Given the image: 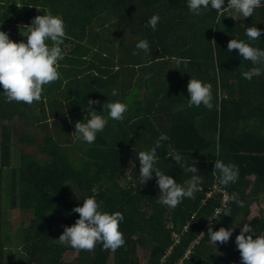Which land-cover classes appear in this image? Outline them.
Instances as JSON below:
<instances>
[{"label":"trees","instance_id":"16d2710c","mask_svg":"<svg viewBox=\"0 0 264 264\" xmlns=\"http://www.w3.org/2000/svg\"><path fill=\"white\" fill-rule=\"evenodd\" d=\"M16 5L26 26L46 11L62 15L66 24L62 48L70 50L61 64V78L33 102L38 106L5 103L0 95V264L12 263L10 249L15 247V235L2 234L3 192L8 208L31 213L23 228L22 252L15 250L21 264H145L139 254L147 244L151 248L146 264H178L201 232L204 236L182 264H241L239 251L218 257L215 250L222 243H211L207 235L210 227L214 231L231 227L237 236L244 223L257 235L264 233V75L245 80L242 72L253 65L238 50L227 51L231 38L246 39V28L264 29V8L248 18L233 13L234 19L228 11L215 10L193 16L187 0H0V8L8 7L11 13L7 20L12 21ZM154 14L160 16L156 31L146 26ZM124 28L130 39L120 38ZM144 38L150 44L147 53L135 48ZM253 44L264 48V32ZM178 58L188 62L178 68ZM136 68L144 72L137 75ZM191 76L212 84V110L187 107ZM139 86L146 90L145 106ZM117 99L129 104L125 119L109 120L92 145L77 140L75 123L87 115V101H98L90 107L102 111L104 103ZM13 118L24 120L26 130L11 124ZM162 133L168 139L157 149L158 167L183 183L191 174L169 157L180 152L188 164H196L203 180L195 199H185L174 209L157 202L155 176L145 184L138 179L137 153L154 146ZM15 138L24 146L19 147L18 166L11 168ZM72 143L79 151L75 160L64 146ZM31 147L37 155L26 149ZM217 159L239 166L238 181L221 188L229 195L239 193L244 206L229 201L225 206L231 209L229 215L222 213L207 226L221 204L218 194L207 197L218 183L213 172ZM129 162L133 166L127 173ZM91 195L105 210L124 215L120 230L125 245L115 251L104 250L99 243L91 251H77L55 241L56 230L61 235L79 218L72 209ZM260 198L257 213L250 216L251 205ZM169 222L173 228L167 227ZM187 222L181 241L168 253L171 232L181 233Z\"/></svg>","mask_w":264,"mask_h":264},{"label":"clouds","instance_id":"9594fccd","mask_svg":"<svg viewBox=\"0 0 264 264\" xmlns=\"http://www.w3.org/2000/svg\"><path fill=\"white\" fill-rule=\"evenodd\" d=\"M187 0V8L193 16H200L206 11L215 10L218 13L228 11L229 16L235 19V15L243 18L252 17L256 10L264 8V0ZM160 22V16L154 14L147 22V27L156 31ZM3 20L0 19V28ZM26 31L22 35L26 40L15 42L10 39L6 31L0 30V91L5 103H24L32 105L42 99L46 86L59 80L60 62L65 59L62 45L66 38V24L60 14L46 11L42 15L34 17L30 25L25 26ZM264 29L256 25L245 29L246 39H240L237 35L231 38L227 45V51L238 50V54L246 61H250L253 67L242 72L245 80L251 81L254 77L264 75V48L254 46L253 42L260 40ZM137 50L147 53L150 49L149 41L140 39L135 45ZM133 51V55H138ZM187 63L176 59V64ZM189 99L187 107H200L212 110L213 89L210 82L196 76H191L187 84ZM112 95H117L113 89ZM99 103L88 100L87 115L82 121L75 123L76 139L80 142L92 145L99 133L108 126L109 120L123 121L128 111L129 104L122 100L106 102L102 105V111H96L91 105ZM104 112L107 115H104ZM166 134H161L154 146L137 153L139 161V181L142 184L152 180L155 176L159 188L158 203L174 209L182 204L185 199H195L197 192L201 191L202 176L198 175L196 164H188L180 152H175L169 157L174 158L183 172L190 173L188 179L178 183L172 176L167 175L158 167L160 156L157 149L161 142L167 140ZM214 173L218 174V183L214 188H227L235 184L239 179V166L234 163H225L217 159L214 164ZM82 206L72 209L79 214V218L71 226H65L58 241L67 244L71 248L81 251H91L99 243L104 250L115 251L125 245L124 234L120 225L124 221V215L120 211H107L102 207L95 195L84 198ZM224 201H229L243 207L244 202L239 199V193L224 195ZM231 209L225 207L223 215H229ZM219 212V210H217ZM212 222L211 220H209ZM233 228L220 227L219 230L208 229V237L211 243H227L232 236ZM248 234V235H246ZM255 236V239H253ZM235 244L240 252L241 264H264V233L256 234L253 227L244 223L240 234L235 238Z\"/></svg>","mask_w":264,"mask_h":264},{"label":"rangeland","instance_id":"374dc122","mask_svg":"<svg viewBox=\"0 0 264 264\" xmlns=\"http://www.w3.org/2000/svg\"><path fill=\"white\" fill-rule=\"evenodd\" d=\"M3 3H5L3 1ZM7 4V3H6ZM8 5H13L12 2H9ZM6 9L9 11V8H0V19L3 20L4 26H2V28H0V30L6 31L9 34L10 39H12L13 41L16 42H20L22 40H25L26 37H24L22 34L25 33L26 31V22L25 21H21L18 13H21L20 8L15 7V14L12 15V21L7 20V18H9V16H11L10 12H7ZM127 35H122V38H126ZM70 50L69 46H65L63 51L65 52V56H68V52ZM62 65H65V62L62 61V63H60ZM61 65V66H62ZM63 67V66H62ZM142 91V90H141ZM144 92V91H143ZM34 104V103H33ZM31 105V108L33 109L34 106H38V105ZM38 109V107H37ZM68 117V116H67ZM30 120L34 119L31 118V115L29 114L28 117ZM47 121V120H46ZM11 124L16 125L18 128H23L26 130V127L28 126V124L26 125L24 120H17L16 118L12 119ZM51 124V123H50ZM28 133L33 134L35 132V129H27ZM37 132L39 133L40 130L38 128H36ZM41 137V136H40ZM14 142V141H13ZM11 145V168L17 167L18 166V154L20 152L19 147L24 146V144L19 143L17 141V139L15 138V142ZM65 149H68L70 152V158L75 160L77 154H79V151L76 147L75 144H69V145H64ZM28 151H30V153H33L35 155L38 154V152L35 149H28L26 148ZM133 166V164L131 162H129L128 168H127V173L129 172V170L131 169V167ZM5 176V175H4ZM8 179V177H7ZM3 196V200H2V234L4 235V233H8L9 235H15V240H14V244L15 247L12 245L11 249H10V255H11V264H15L17 262V264H21V257L19 255H17V258L15 256V250H18L20 252H22V238H23V228L26 227L29 223V219L31 217V213L28 211H20L18 209H10L6 206V201L8 199V197L6 196L5 192H3L2 194ZM72 201V200H71ZM261 198L258 201V203H253L251 205V215H255L257 213L258 210V205L260 204ZM21 226V227H20ZM20 227V228H18ZM60 237V231L56 230L55 231V241H58ZM235 238L236 236H234V234L232 233V236L230 237L229 241L227 243H222L219 245V247L215 250V253L218 257H225L228 256L231 252H235V251H239L236 247L235 244ZM59 242V241H58ZM151 247L147 244V246H145L144 250L142 251L141 254H139V258L140 260L146 264V257L147 255V251H149ZM16 259V261H15ZM111 264V263H110Z\"/></svg>","mask_w":264,"mask_h":264},{"label":"built area","instance_id":"2783aa9c","mask_svg":"<svg viewBox=\"0 0 264 264\" xmlns=\"http://www.w3.org/2000/svg\"><path fill=\"white\" fill-rule=\"evenodd\" d=\"M216 184H217V183H214L213 186L216 185ZM213 186H212V190L207 194V197H210L211 194L216 193V194H218V195L221 197V204H220L219 206L215 207L213 213H212L211 216L209 217V220H211L212 222L208 221L207 226L213 224L214 221L220 219V216H221V214L223 213V209H224L225 206H226V203H225V201H224V195H229V193H228L225 189H222L221 187H220V188H214ZM217 210H219V212H217ZM188 226H189V222H187V224L183 226V229H182V232H181V233L176 232V231H172V232H171V237H172V240H173V245L169 246V248H168V253L171 251V249H172V247H173L174 245L178 244V243L181 241L182 234H183L185 231H187ZM167 227H169V228H173V223H172V222L167 223ZM203 236H204V232H201V233L199 234V236L197 237V239H195V240L191 243V245L189 246V248L185 251V254H184L183 259H184V258H187V257L190 255L192 248H193L196 244L199 243L200 239H201ZM183 259H181L180 262H179L178 264H182V260H183Z\"/></svg>","mask_w":264,"mask_h":264},{"label":"crops","instance_id":"0c3cea01","mask_svg":"<svg viewBox=\"0 0 264 264\" xmlns=\"http://www.w3.org/2000/svg\"><path fill=\"white\" fill-rule=\"evenodd\" d=\"M122 35H127L126 36V38H122L121 36ZM121 36H120V38L122 39V40H127V39H130V36H129V32H127V30L124 28V29H122V31H121ZM170 63H172V62H170ZM173 64H171V68H169L170 70H172L173 69ZM139 68V67H138ZM138 68H136L135 69V71L137 72L136 74L137 75H140V73H142V72H144V71H142L141 69H138ZM178 68H180V64L178 65ZM126 80H127V78H125ZM138 88V92H139V95H141V98H142V104H143V106H145V100H144V98H145V96H146V90H145V88L144 87H142V86H139V87H137ZM142 90V91H141ZM144 91V92H143ZM154 107H155V105H154ZM155 130H158V126H156L155 128H154Z\"/></svg>","mask_w":264,"mask_h":264}]
</instances>
